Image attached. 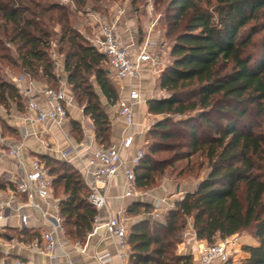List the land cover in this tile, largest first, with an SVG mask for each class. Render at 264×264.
I'll use <instances>...</instances> for the list:
<instances>
[{
	"label": "trees",
	"instance_id": "16d2710c",
	"mask_svg": "<svg viewBox=\"0 0 264 264\" xmlns=\"http://www.w3.org/2000/svg\"><path fill=\"white\" fill-rule=\"evenodd\" d=\"M71 3L84 6L87 0ZM155 3L163 5L172 45L170 61L158 75L163 95L146 102L147 112L162 118L145 133L144 155L135 167L136 184L140 190L152 189L157 176L180 160L187 159L186 167L192 171L197 166L190 160L194 155L205 159L198 166L207 170L196 188L160 218L153 216L154 205L147 201L128 205L127 214L139 217L127 231L128 264H194L193 254L178 252L191 220L197 239L209 244L250 232L258 244L243 246L249 256L241 264H264V0ZM69 14L57 0H0V66L7 61L48 85L63 76L83 104L96 142L108 146L111 119L95 83L112 106L119 100V90L105 55L71 26ZM51 23L60 26L59 39L52 38L56 32ZM11 47L17 56L10 54ZM53 52L62 57L61 74ZM23 104L16 85L0 78V106L26 112ZM70 124L81 134L78 140L75 137L79 142L81 124L76 120ZM158 152L170 155L159 158ZM38 158L52 179V191L54 185L62 187V196H55L60 197L58 210L66 236L84 242L97 210L88 200L90 190L82 173L73 163L57 171V164L71 162L54 156ZM4 186L0 180V188ZM8 230L19 232L23 243L42 241L37 229ZM0 236L15 239L7 233Z\"/></svg>",
	"mask_w": 264,
	"mask_h": 264
},
{
	"label": "built area",
	"instance_id": "2783aa9c",
	"mask_svg": "<svg viewBox=\"0 0 264 264\" xmlns=\"http://www.w3.org/2000/svg\"><path fill=\"white\" fill-rule=\"evenodd\" d=\"M63 2H71V0H63ZM110 11V16L91 11L89 33L80 31L99 52L105 55L109 70L119 82L130 80L128 93L121 96L115 105L117 114L125 123L122 138L119 142L101 146L93 135L85 134L80 142L70 144L68 148L60 151V154L66 160H71L70 156L73 154L72 158L80 162L79 170L90 190L88 200L97 210L87 237L103 234L115 237L121 247L120 256L125 259L129 255L128 227L125 221L128 206L122 205L117 212L106 219L101 217L100 210L107 206L108 189L117 176L123 178L122 198L139 195L135 167L144 155V145L138 146L137 139L139 135L146 133L149 124L139 123L136 119L135 106L144 98L135 86L134 80L144 65L159 64L161 54L162 52L166 54V50L161 49V41L155 30L156 19L149 22L142 36H138L131 45H128L121 38L125 24V8L115 4ZM52 55L58 69L61 61L55 52ZM13 82L26 103V112L19 116L22 123L30 124L32 128L48 123L63 128L70 121L64 86L55 88L48 84H40L27 72L14 76ZM27 132L25 130L24 133ZM6 160L13 161L16 167L12 169L0 164V176L11 182L13 186L9 197L0 200V233L13 226H18L20 229L28 228L30 208H33L38 211L45 226L41 231L42 241H33L34 248L43 255L49 256L51 260L57 257L58 250L69 256L63 248L67 239L63 218L58 209L52 211L46 203L53 191L52 179L45 165L38 157L29 156L22 143H10L0 134V161ZM160 201L161 199H158L153 212L156 218L162 215ZM14 219H17L16 223ZM189 235L190 231L186 229L182 235L183 240ZM79 244L80 241L77 242V245ZM241 246L237 234L212 244H203L199 248L198 264H232L234 254ZM98 259L102 262L108 261L109 252L98 254ZM75 261L69 256L70 264H75ZM15 264L27 263L17 259Z\"/></svg>",
	"mask_w": 264,
	"mask_h": 264
},
{
	"label": "crops",
	"instance_id": "0c3cea01",
	"mask_svg": "<svg viewBox=\"0 0 264 264\" xmlns=\"http://www.w3.org/2000/svg\"><path fill=\"white\" fill-rule=\"evenodd\" d=\"M135 20L125 22L122 31H121V38L123 42H125L128 45H131L136 37V22L134 25ZM145 24L144 26H147ZM161 58V57H160ZM58 71L63 72V63L60 64ZM155 70L152 65L146 64L144 65L138 75L136 76L134 80L135 86L140 90L142 97L145 95V84L146 80L144 79V75H148L149 73L154 74ZM149 78H147L148 81ZM150 80V79H149ZM37 82L40 84H48L43 79H37ZM144 82V83H143ZM149 83V81H148ZM130 88V80L125 79L121 81L120 86L118 87L119 90V98L121 96H125L128 93V90ZM66 89V88H65ZM68 88L66 90L67 93V99H68V110H69V120H76L81 124L82 127V133L83 136L85 134L93 135L95 138L94 128L90 122L85 123L87 119L83 118L85 117V114L83 113V108L81 109L78 107L75 102L73 101V98L68 95ZM144 100L140 101L135 106V114L136 119L139 123L140 118L142 115L147 114V100L146 97H143ZM103 104L106 108V111L111 119V143L113 142H119L123 135V129L125 127L124 120L121 116L117 114V108L107 103L106 99L101 97ZM106 105H109L110 108ZM27 110V109H26ZM20 114V112H19ZM18 114V116H19ZM16 115V124H19V136L17 137H4L8 142L10 143H22L24 145L25 152L31 156V157H39L41 155H50L54 156L56 158L63 159L61 157L60 151L68 148L70 144H76L78 141L76 140L74 136V131L72 130V126L70 124V121L64 125L63 128H58L55 125L52 124H44V125H36L34 128L30 126V124L22 123ZM89 121V120H87ZM25 130H27V134H25ZM81 141V140H80ZM79 141V142H80ZM145 144V134L139 135L137 139V145L141 146ZM133 152V151H132ZM73 157V154L70 156L71 160H67L74 165L77 166V168H80V162ZM85 157V156H84ZM0 164L7 167L15 169V164L13 161L6 160V161H0ZM0 179H3L2 176H0ZM199 183L196 182L195 184H191L188 187H186V191L183 190L182 185L177 184L174 192H170L168 183H163L162 185L144 191V190H138L139 195L133 196L130 198H122L123 193V178L122 176H117L110 184V187L108 189V203L105 208L100 210V215L103 219H106L109 215L114 214L118 211V209L122 205H129L135 200L139 201H147L151 203L152 205H156L158 199H161L160 201V209L161 211H166L170 207L174 205L176 200L181 198L187 191L194 190ZM5 186L3 188H0V200L4 199L6 197H9L10 190L13 187L11 182L4 181ZM174 194L172 197H169V194ZM59 196H55V194H52L48 200L47 204L51 207V210L58 209L59 204ZM155 209V207H154ZM30 223L28 228L29 229H37L40 232L44 229V224L40 218V215L37 210L30 208ZM139 217H132L129 214L125 215V221L127 224V227L129 228L132 223H134ZM134 219V220H133ZM14 222H17V219H14ZM15 228L20 229L18 226H13ZM190 231V235L188 238L184 239L181 243L178 245V252L179 253H190L194 256V264L199 263V248L201 245L206 244L207 242L205 240H199L196 237V234L193 229L192 220L189 222L188 228ZM240 237L242 246L241 248H238L236 250V253L234 254V257L232 259V264H241L242 260L247 258L249 256V252L243 249L244 245H257L258 241L257 239L249 233L243 232L241 234H237ZM0 239L5 241V246L3 248V254L0 255V264H15L17 259H22L27 264H70L69 263V256L72 259H75V264H128V257L123 259L120 256L121 247L119 246L118 240L109 235V234H103V235H94L91 237H87L84 242L77 245V240L74 239H67L65 240L63 248L68 252L69 256H66L62 254L61 250H58L56 252L57 257L53 260L50 259L49 256H45L40 251H38L32 243H23L21 241H17L16 239H7L0 236ZM8 245V246H7ZM1 248V249H2ZM103 252H109L110 259L106 262H102L98 259V254ZM127 252L129 254V246L127 249ZM129 256V255H128Z\"/></svg>",
	"mask_w": 264,
	"mask_h": 264
},
{
	"label": "rangeland",
	"instance_id": "374dc122",
	"mask_svg": "<svg viewBox=\"0 0 264 264\" xmlns=\"http://www.w3.org/2000/svg\"><path fill=\"white\" fill-rule=\"evenodd\" d=\"M40 1H43V0H40ZM57 1L64 4L67 7L68 11H70L69 16H70L71 26H73L74 28L78 30H83L87 33H89L90 31V28H89L90 27L89 26L90 12L97 11L102 14H107L110 16L111 15L110 9L112 5H115V4H119L120 6L125 8V17H124L125 22L132 21L133 19L135 20L136 22V35L135 36L136 37L142 36L145 30V27H146L144 26L145 24L147 23L149 24L150 21H153L154 19H156L157 23L155 25V30H156L157 35L159 36L158 37L159 40L161 41V44H160L161 49L166 50V54L162 52L159 64H157L156 66H153L154 70H156L154 74L149 73V76L144 75V79L146 80V83H147L144 86L147 90H145L146 93H144L145 95L143 97H146V99L147 98L150 99L153 97H160L161 95H163V91L158 86V74L160 70H162L164 66L168 64V62L170 61L169 50L171 49V45H172V38L168 37L166 34L167 21L163 17V5L156 4L155 3L156 0H136V2L134 3L131 0H87L86 5L84 6H78V5L75 6L73 3L63 2V0H57ZM135 22H134V25H135ZM50 28H53L54 32H56V35L53 34L52 38H54V40L55 38L59 39L60 26L57 25L56 23L55 24L51 23ZM7 45L10 46L9 44ZM10 54L11 55L13 54V56H17L16 50L13 47H11L10 49ZM56 55L57 57H59L61 63H63L62 57L59 56L57 53ZM1 64L2 65L0 66V78L7 79L11 81L12 83H14L13 77L17 76L22 71L9 65L7 61L6 62L2 61ZM107 68H108V65H107ZM57 73L61 74V71H57ZM60 78L61 79L58 80L57 84H54V82H51L49 85L51 86L54 85L58 87L64 86L66 90L68 88L69 90L68 95L72 97L75 104L82 109L83 104L79 101L77 94L74 91H72L71 88L67 85L65 78L63 76H61ZM147 78L150 79V80L148 79L149 83L147 81ZM112 80L116 88L120 86L121 82H119L113 75H112ZM95 87L98 90V93L101 95V97H103V95L99 92V88L97 87L96 83H95ZM25 106H26V103L24 101V104L22 105V107L24 108ZM106 106L108 107V109L110 108L109 105H106ZM23 113L24 112H21L15 109L14 106H9L8 108L4 106H0V134L4 136L12 137V138L13 137L18 138L19 134L16 135L15 133L13 134L11 131H9L6 124L18 129L19 124H16L17 120L15 117L16 115L18 116L19 114L20 116ZM83 118L89 120V118L86 115ZM160 118H162L161 115H152L147 112L146 115L144 114L141 116L140 122L141 123L145 122L150 125L154 121ZM87 120L85 123L90 124V120L89 121ZM80 135L81 134H77V132H74V136L77 138V140L80 138ZM169 155L170 153L168 152H158L156 154V156H158L159 158L167 157ZM190 160L194 162L195 165H197L195 166L194 170L191 171L190 169L186 167V164L188 162L187 159L177 161L175 163V166L166 167L164 173L157 176V182L153 188H156L166 182L168 183V186L170 187L169 188L170 192H174L177 184L182 185L183 190L186 191V187L200 181V179L206 173L207 169L205 165L204 166L202 165V168H199L198 165L201 162L202 163L205 162V159L203 157H198V155H194ZM63 161H66L69 163V161L67 160H63ZM70 164L72 163H69V165H64L62 163H59L56 165V170L61 171L62 167L69 169L71 166ZM183 169H185V171L184 173H181ZM0 180L2 182L5 181V179H0ZM53 194L62 196V187L58 185H54ZM173 195L170 193L169 197H172ZM152 212H155V209H153ZM164 212L165 211H161V214H163ZM67 228L69 229L71 228V226L67 225ZM4 233H7L9 234V236L14 237L17 241L21 237L19 232L14 231V230H8V228L4 231ZM246 233L250 234V232H246ZM4 246H5V241L0 239V253L2 254L4 253L3 252Z\"/></svg>",
	"mask_w": 264,
	"mask_h": 264
},
{
	"label": "water",
	"instance_id": "95a60500",
	"mask_svg": "<svg viewBox=\"0 0 264 264\" xmlns=\"http://www.w3.org/2000/svg\"><path fill=\"white\" fill-rule=\"evenodd\" d=\"M108 73H111V71L108 69Z\"/></svg>",
	"mask_w": 264,
	"mask_h": 264
}]
</instances>
